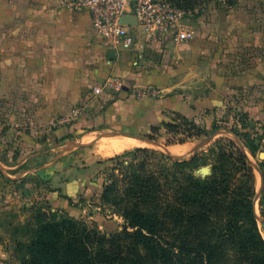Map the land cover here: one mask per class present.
<instances>
[{"label":"crops","instance_id":"0c3cea01","mask_svg":"<svg viewBox=\"0 0 264 264\" xmlns=\"http://www.w3.org/2000/svg\"><path fill=\"white\" fill-rule=\"evenodd\" d=\"M258 1L264 0L202 6L200 14L183 20L193 33L190 42L138 36L131 49L111 50L93 30L90 15L64 0H0V143L11 144L0 153L22 158L6 166L16 169L10 176L21 177L11 179L17 189L0 196V210L13 202L31 208L46 201L51 212L74 218L78 209L61 196L74 203L78 191L88 196L79 173L119 154L105 153L111 142L137 137L149 143L151 129L176 116L199 126L220 123L233 96L240 97L237 107L264 135V7L254 5ZM76 109L79 116L73 118ZM77 134L78 139L48 151L56 157L81 145L52 165H39V152L28 153L44 139ZM223 134L231 133L218 135ZM261 142L264 148V138ZM79 149L85 153L75 165ZM260 157L264 164V152ZM64 164L69 166L61 170ZM261 174L259 197L264 196ZM45 175L42 186L39 178ZM0 258L8 264L10 253L1 238Z\"/></svg>","mask_w":264,"mask_h":264},{"label":"trees","instance_id":"16d2710c","mask_svg":"<svg viewBox=\"0 0 264 264\" xmlns=\"http://www.w3.org/2000/svg\"><path fill=\"white\" fill-rule=\"evenodd\" d=\"M166 1L194 15L212 0ZM163 127L168 134L183 128L182 144L202 135L180 116ZM213 131L235 135L254 156L232 125L216 123ZM211 155L207 163L197 154L175 159L137 148L106 159L111 165L100 199L123 220L122 230L106 236L73 217L47 218L37 210L27 239L14 242L16 264H264L248 157L232 141L218 142ZM205 165L209 174H196Z\"/></svg>","mask_w":264,"mask_h":264},{"label":"rangeland","instance_id":"374dc122","mask_svg":"<svg viewBox=\"0 0 264 264\" xmlns=\"http://www.w3.org/2000/svg\"><path fill=\"white\" fill-rule=\"evenodd\" d=\"M227 0H212L210 3L203 5L206 7L209 4L215 3L217 6H221L223 3H226ZM231 2V0H228ZM234 2V1H233ZM254 5L263 6L264 1H258ZM204 9V8H203ZM207 9V8H206ZM198 14L200 12L198 11ZM243 97V95H241ZM230 102L226 106V108L221 113V122L222 124H226L228 127L231 125L240 135V138L243 140L245 144L251 146L254 149V156L251 155L248 148L244 147L243 144L240 142L238 137H234L232 134H223L217 135L213 141L208 144H204V140L211 135H213V125L218 124V122H214L212 125H197L202 130V135L196 138H192L187 140L185 143H179L180 140L186 137V132H183V128H180L178 133L176 134H168L163 126L158 128L157 133H152L148 136L152 137V141L149 143H143L141 141L135 140L139 143L133 145L131 147L122 149L121 151H117V153L122 154L123 151H133L137 148H148V149H156L160 152L165 154H170L175 159H188L192 155H199L201 161H206L207 163L211 162L212 155L211 150L217 147L218 142H227L232 141L237 146L244 151L248 157V162L252 166L254 175H255V187L256 190L260 188V175L254 169V166L260 165L262 170L264 171V164L261 162L262 157L260 154L264 152V148L262 147L261 140L264 138L262 132L259 129V126H256L252 121L248 119L247 113L244 109H240L237 107L236 102H240L239 96H233L230 98ZM236 119L234 122L232 120ZM233 122V124H232ZM219 123V124H220ZM235 126V127H234ZM85 129L84 132H86ZM78 135H65L60 139L56 140H43L39 143L32 144L34 147L32 148L33 151H28V153H36L39 152L40 156L39 159L36 160L39 165L47 164L53 162L55 160V153L48 152L51 148L55 146H62L63 144L75 140L74 138L78 139ZM147 136V137H148ZM125 140L134 141V139L125 138L122 140H117L115 142H111L109 148L111 149L117 145V143L123 142ZM11 144L9 143H0V147L4 149L5 147H9ZM192 150H191V149ZM106 150V148H104ZM85 151L83 149H79L76 154V161L77 164H80V159L83 157ZM2 154V153H0ZM105 154V153H104ZM117 155V154H116ZM113 157V156H112ZM22 158H16L14 160H10L9 157L6 155H0V162L4 168L7 165L15 166L16 164L21 161ZM57 159L55 162L59 161ZM88 161H90V155L88 156ZM83 164V163H81ZM58 165V164H57ZM71 165V164H70ZM110 163L106 162V159L100 160L98 163H93L86 166L83 172H80V167L77 168L79 171V180L84 181L86 187V198H83V195L78 191V194L72 198L74 199L75 203L71 200L69 202L71 205H74L78 210L74 214V218L80 221L85 222L89 226H95L102 234L109 236L115 234L122 230L123 227V220L115 215L110 207L106 206L102 203L100 199L102 186L106 181V178L109 174ZM69 165L64 164V166H59L62 170ZM72 166V165H71ZM58 167V168H59ZM206 167L208 168V174L210 172V165H205L196 170V174L203 176L200 172V169ZM14 170H8V173L15 172ZM17 175V174H16ZM15 176V175H12ZM47 176L45 175L44 178H39V182L42 186L46 185L47 180L45 179ZM24 180H31L32 178H22ZM0 196L5 197L7 194L15 188L13 187L11 178H5V176L0 172ZM15 179L14 181H16ZM34 183V182H33ZM9 186V188H7ZM34 188V187H33ZM44 189V188H43ZM46 189V188H45ZM31 189H26V193H30ZM4 193V194H3ZM2 194V195H1ZM2 204H0L1 207ZM10 205V203H9ZM11 208L4 210L5 212L0 210V238L2 241L6 242V246L10 253V258L8 264H16V260L14 258V242L15 241H25L27 236L25 235V231L30 227H33L34 224V216L36 215L35 212L40 210L47 218H49V213H55L57 218H61L66 214L64 212H51L50 207L48 206L46 201H42L38 204H34L31 208H26L24 206H20L17 202H13L11 204ZM256 213H257V222L259 226L260 233L264 238V196L259 197L256 201Z\"/></svg>","mask_w":264,"mask_h":264},{"label":"built area","instance_id":"2783aa9c","mask_svg":"<svg viewBox=\"0 0 264 264\" xmlns=\"http://www.w3.org/2000/svg\"><path fill=\"white\" fill-rule=\"evenodd\" d=\"M74 11L87 12L93 30L111 50L131 49L138 36L146 41L170 35L175 43L193 40V33L183 24L191 15L177 9L166 0H64ZM123 15H132L136 25L126 26L120 22ZM112 85V84H110ZM79 109L71 116L77 118ZM0 258V264L1 263Z\"/></svg>","mask_w":264,"mask_h":264},{"label":"water","instance_id":"95a60500","mask_svg":"<svg viewBox=\"0 0 264 264\" xmlns=\"http://www.w3.org/2000/svg\"><path fill=\"white\" fill-rule=\"evenodd\" d=\"M120 22H121L122 24L126 25V26H133V25H136V20H135V18H134L132 15H123V16L121 17ZM113 55H114V53H113V52H110V53H109V58L111 59V58L113 57ZM220 133H221V131H217V132L213 133V135H211L210 137H208V138H206V139L204 140V144H208V143H210L211 141H213V140L215 139V137H216L218 134H220ZM119 135H123V136H126V137H132V136L127 135V134H119ZM133 138H134V137H133ZM135 139L141 141L140 138L135 137ZM80 146H81V145H80L79 143H77V144H75V145H73V146H69L68 148L63 149V150L61 151V153H60L58 156L55 157V160H54L53 162H51V165H52L57 159L61 158V157L63 156V154L68 153V152L71 151L73 148L80 147ZM169 155H170V154H169ZM254 169L259 173V175H260V180H261L260 188L256 191V195H255V198H254V201H253V206H254V209H255V212H256V201H257V199L259 198L260 193H261V190H262V186H263V176H262V174H261V172H260L258 166H254ZM8 170H10V169L4 168L3 165H2L1 162H0V172H1L5 177H7V178H11V179H14V180H15V179H19V178L21 177V175H19V176H17V177H12V176H10L9 173H8ZM200 172L203 174V176H206V175H208V168L203 167V168L200 169ZM256 215H257V213H256Z\"/></svg>","mask_w":264,"mask_h":264},{"label":"bare ground","instance_id":"6f19581e","mask_svg":"<svg viewBox=\"0 0 264 264\" xmlns=\"http://www.w3.org/2000/svg\"><path fill=\"white\" fill-rule=\"evenodd\" d=\"M137 141H130V140H125L123 142H120V143H117V145H115V147L111 148L110 150H108V152H105L106 154H110V152L112 151H121L122 149H125V148H128V147H131L133 145H136ZM191 149V148H190ZM192 150V149H191Z\"/></svg>","mask_w":264,"mask_h":264}]
</instances>
